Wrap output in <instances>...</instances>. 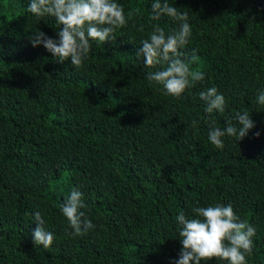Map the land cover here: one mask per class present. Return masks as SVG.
<instances>
[{
	"label": "trees",
	"instance_id": "obj_1",
	"mask_svg": "<svg viewBox=\"0 0 264 264\" xmlns=\"http://www.w3.org/2000/svg\"><path fill=\"white\" fill-rule=\"evenodd\" d=\"M116 2L136 15L115 42H92L75 70L27 39H58L54 18L33 16L29 0H0V264H175V217L216 203L255 227L247 264H264V0H168L192 27L181 58L205 77L180 99L146 79L163 66L136 56L153 25H178L150 22L153 0ZM210 87L223 113L204 111L199 92ZM245 110L255 127L212 145L210 128ZM73 187L95 225L80 237L66 234L60 211ZM34 211L54 235L46 250L33 243Z\"/></svg>",
	"mask_w": 264,
	"mask_h": 264
},
{
	"label": "clouds",
	"instance_id": "obj_2",
	"mask_svg": "<svg viewBox=\"0 0 264 264\" xmlns=\"http://www.w3.org/2000/svg\"><path fill=\"white\" fill-rule=\"evenodd\" d=\"M27 11L38 19L54 18L59 26L58 39L48 37L43 31L32 32L27 37L31 46H43L58 63L70 60L75 70L83 67L92 49V42H115L116 31L126 27L136 15L132 10L125 14L124 6L116 0H29ZM162 17H168L178 27L166 34L163 28L153 25L149 37L140 41L142 47L136 56L143 58L146 68L157 69V66H163L149 71L146 79L162 85L164 95L180 99L185 92L191 95L190 89L205 77L203 72L192 69L191 62L181 58L184 55L182 50L192 36L188 13L178 11L168 0H153L150 22L159 21ZM140 30L143 31V27ZM199 98L205 103L204 111L210 116L223 113L226 109L225 97L216 87L199 92ZM256 103L264 106V90L257 94ZM198 123L193 120L192 126L196 127ZM254 127L255 123L247 110L237 111L229 116L223 129L211 127L208 140L217 149H222V137H235L239 141ZM255 136L259 137L260 132H256ZM87 207L79 187H73L60 204L61 214L71 229L67 235L80 237L95 228L85 212L81 211ZM31 216L36 224L32 232L33 243L36 246L42 245L46 250L53 244L54 235L46 230L40 211H34ZM175 222L181 243L175 264H201V261L208 264L213 260L223 264H247L246 257L252 252V238L256 229L241 221L230 203L195 207L191 217L180 212Z\"/></svg>",
	"mask_w": 264,
	"mask_h": 264
}]
</instances>
